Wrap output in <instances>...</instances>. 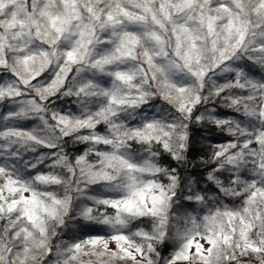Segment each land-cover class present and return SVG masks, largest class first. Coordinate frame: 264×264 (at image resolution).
Instances as JSON below:
<instances>
[{"label":"trees","instance_id":"trees-1","mask_svg":"<svg viewBox=\"0 0 264 264\" xmlns=\"http://www.w3.org/2000/svg\"><path fill=\"white\" fill-rule=\"evenodd\" d=\"M83 2L95 35L110 1ZM134 2L155 34H128L138 69L123 78L87 62L82 47L73 59L53 50L63 36L49 23L19 48L0 15V181L25 183L49 208L43 230L0 208V264H77L74 244L116 233L147 240L139 264H171L189 214L198 232L231 239L210 264L263 263L264 57L246 41L264 35V0H233L244 35L231 41L209 30L207 18L225 12L207 0ZM187 7L206 32L195 70L175 25ZM108 79L112 100L100 82ZM150 182L164 192L154 214L110 203ZM236 243L250 259L239 261Z\"/></svg>","mask_w":264,"mask_h":264},{"label":"rangeland","instance_id":"rangeland-1","mask_svg":"<svg viewBox=\"0 0 264 264\" xmlns=\"http://www.w3.org/2000/svg\"><path fill=\"white\" fill-rule=\"evenodd\" d=\"M30 9H26L22 0H0V15L12 25L10 33L15 36V43L21 48L26 39L32 37V31L46 26L48 23L63 36L61 43L55 45L53 50L65 54L66 59H73L77 50L81 47L88 51L87 62L101 65L104 72L115 73L119 77L133 75L138 69L126 56L128 34L133 37L143 38L155 30L139 18L134 0H109L110 9L104 14V22L94 35V28L85 16L83 0H30ZM211 5H217L225 14L213 13L207 18L206 23L216 38L227 40H242L244 35V19L241 16L233 0H221ZM193 0H188L192 4ZM84 6H83V5ZM176 21V31L181 42L182 58L189 67L195 70L194 62L203 51L204 36L206 34L202 25L192 16L190 8L179 10ZM47 21L46 23H44ZM217 24L219 26L217 27ZM264 34V33H263ZM250 45L260 49L259 53L264 57V35L252 37L246 41ZM150 49L157 52L161 48L158 39H150ZM4 47L0 44V50ZM226 48L220 49L221 58L227 56L223 53ZM104 50H108L105 52ZM254 54L256 52H253ZM98 64V65H97ZM199 67V66H198ZM95 68L90 70L93 72ZM100 69V68H98ZM98 73L95 72V76ZM88 78H94L87 74ZM95 79V78H94ZM103 92L111 91L109 98H116V88L112 86V80L105 83L102 80ZM164 197V192L153 182H150L142 190L136 191L125 199L110 201L119 211L130 214L150 213L154 214ZM0 208L15 210L22 214L33 226L44 229L43 212L49 211L45 200L36 194L25 183L17 179L8 178L0 181ZM195 218L189 214L183 220L179 233V245L171 264H210L208 257L214 247L226 250L230 237L221 233L202 234L197 231ZM137 237V236H135ZM132 236L124 233H116L110 237H91L73 245L77 264H139L145 259L148 242L144 238L137 241ZM235 249L239 261L250 259L246 251L241 250L237 243ZM264 264V255L261 256ZM259 261V259H255ZM122 262V263H121Z\"/></svg>","mask_w":264,"mask_h":264}]
</instances>
